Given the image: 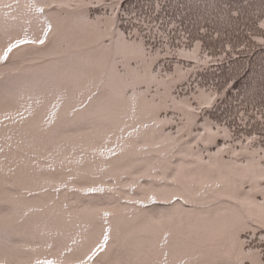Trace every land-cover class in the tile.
Instances as JSON below:
<instances>
[{"label":"trees","instance_id":"16d2710c","mask_svg":"<svg viewBox=\"0 0 264 264\" xmlns=\"http://www.w3.org/2000/svg\"><path fill=\"white\" fill-rule=\"evenodd\" d=\"M61 2L69 6L36 19L25 0H0V50L9 37H41L44 18L52 24L43 45L22 44L0 61V137H12L11 149L0 140V254L10 264L59 253L65 264H132L138 256L136 264H152L160 255L144 256L164 251L166 232L170 259L172 239L185 248L196 221L210 223L219 212L237 224L235 238L224 237L227 248L204 259L252 264L242 253L264 248V233L245 230L251 222H242L236 202L264 200V182L245 180L246 170L236 166L264 156V45L245 35L248 14L264 9V0H123L114 29L98 19L111 13L108 0L107 9L102 0H48ZM133 25L132 39L170 34L168 48L157 40L146 56L127 54L120 34ZM181 34L188 39L177 45ZM198 38L197 56L203 61L206 53L207 63L166 55L189 51ZM202 91L216 96L210 108L194 98ZM181 166L190 176L214 179L223 170L234 179L206 203H165L184 194L167 182L168 169ZM90 187L104 191H82ZM153 192L156 203H135ZM145 218L158 230L146 228ZM105 231L103 251L87 258Z\"/></svg>","mask_w":264,"mask_h":264},{"label":"snow or ice","instance_id":"6c2138e0","mask_svg":"<svg viewBox=\"0 0 264 264\" xmlns=\"http://www.w3.org/2000/svg\"><path fill=\"white\" fill-rule=\"evenodd\" d=\"M17 6H19L20 0H16ZM108 3L111 4V13H105V15L99 17L100 20H107L108 23L111 24V27L114 29L116 28L115 24V17L116 14L119 11V8L123 4V0H120V3H117L116 0H108ZM108 3H104L103 0L100 3V7H103L107 9ZM69 5L67 3H48V0H25L24 7L26 9V13L34 16L36 19H41L44 17V14L47 10L53 9L56 7H68ZM10 7V5H9ZM233 15L239 16L240 12L237 10ZM15 18V17H13ZM137 23H140V21H137ZM246 25L250 27L251 30L247 31L245 33L246 36H248L253 41H256L257 43L264 45V9H261L258 12H252L248 14V17L245 21ZM43 24L45 25L42 29V36L36 39H13L12 37H9L8 42L5 46H3L2 50H0V61H6L9 59V54L13 52V50L19 49L20 45L22 44H40L43 45L45 43V39L48 37L49 32L52 29V24L48 23L47 18L43 19ZM145 27L149 28V30L152 29L151 25H145ZM202 32L206 33V29H201ZM25 33H27V29H25ZM256 33H259L257 35ZM136 34V28L135 25H133L129 30H126V34H120L122 37V42L127 50V54L131 55L134 58H139L140 56H146L150 51L155 49V43H152V41H157L160 43L162 48H168V44L170 42V34H166L164 32L157 33L156 36H152L150 40H146L141 38L139 35L136 36V39H132V36ZM218 38V34H217ZM105 39H108V37H105ZM187 37L185 35H180V38L175 41L177 45L181 44L182 42L187 41ZM202 41L198 38L194 41L191 49L189 51H186L184 48L177 47L175 52H172L171 49L166 53L180 56L187 58L189 60H197L200 63H207L211 58L207 57V54L205 53L206 59L203 61L199 60V57L197 56V53L201 50ZM157 52L159 50H156ZM165 79H168V77H165ZM198 99L199 108H210L212 106V102L216 99V96L208 91H202L198 97H194ZM183 107H187V104H184ZM133 112L135 111V108L133 107ZM189 112H196L198 111L197 108H189ZM19 115V114H18ZM51 116V114H50ZM22 118V117H21ZM5 120L10 119L9 116L4 117ZM46 123H51V119H47ZM145 128H147V125H144ZM219 131V129H218ZM203 135V133L201 134ZM215 135V133H213ZM225 135H228L227 131H225ZM6 139L8 143L9 149H11V140L12 137L8 136L6 138L0 137V140ZM252 139H255L254 137ZM157 148L160 147V145H156ZM110 154L112 153L111 149H108ZM4 152V146L0 144V153ZM103 154V153H101ZM233 155H239L238 153H234ZM195 159H199V157H196ZM204 164H208V161H202ZM211 167H214V165H210ZM190 168H195L196 165H190ZM237 168L245 169L244 179H259V181L264 182V156L260 157L259 161L256 160H249L245 163H242L240 165L236 166ZM257 170L259 172V175L257 176ZM3 171L2 162H0V172ZM13 169L9 168V172H12ZM168 175H171V179L168 180V184L173 186H178L183 189L184 194H171L170 200H165V203H172V202H180L182 201L183 204H190L197 202V199H199L202 202H207V198L217 193L220 189L230 186L232 184V181L234 179L233 175L231 173H226L223 170L219 172V174L215 175L214 179H209L207 175H205L203 172L199 176H190L187 174V169L183 166L181 167H173L168 169L167 172ZM152 177H150L151 179ZM156 179H159L161 181H164L165 177H156ZM82 191H86L89 193L94 192H103L104 189L100 187H90L87 189H83ZM158 192H153L152 194L148 195L146 197V200H138L135 201V203L143 204H153L157 202L158 199ZM187 196V198H186ZM228 199H231V197H228ZM241 208L244 210V219L243 223L245 225H248L249 222H251L250 226L246 228L245 230L250 231L252 236H256L257 232L264 233V200L261 201H255V200H243V201H237ZM27 215V213H25ZM109 215L108 212L104 213V216L107 217ZM224 216V213H217L216 217L213 218L212 221H210L212 228L214 230V235L218 237H229L234 239L235 233L237 229V224L230 223L229 221L222 219ZM168 236L169 233L164 234V239L161 242V249H163L167 243H168ZM109 240L108 232L105 231L103 235V240L96 245V248L100 251H103L104 245L107 244ZM259 240L262 245H264V234L259 236ZM215 243V241H213ZM243 243V242H241ZM49 248H51V245H48ZM235 248V245L233 246ZM210 250H217L215 248ZM67 251H71L68 249ZM95 250L93 251V255H95ZM243 256L246 259H251L252 264H264V248L260 249H249L247 252L242 253ZM260 257V259H255V257ZM169 252L167 250H164L160 253V257L155 259L152 264H169ZM91 257H89L90 259ZM0 264H10V261H8L2 254H0ZM31 264H65L64 261V253H59V255L55 256L54 258H43V259H35L31 262ZM80 264H84V261H81ZM179 264H189V261L187 259L181 260Z\"/></svg>","mask_w":264,"mask_h":264},{"label":"rangeland","instance_id":"374dc122","mask_svg":"<svg viewBox=\"0 0 264 264\" xmlns=\"http://www.w3.org/2000/svg\"><path fill=\"white\" fill-rule=\"evenodd\" d=\"M148 219H143V222L145 223V227L149 228L150 230L155 228V231L158 230L159 225L154 223H149L147 221ZM206 219L200 218L196 222V229H193L192 232V241L188 242V245L184 248V246H179V243L176 242L175 239H172L171 242H169V246L171 247V252L173 253L171 258L169 260V264H176L178 263L183 257L187 256V259L192 264H208L204 258L208 257V254L210 249H225L227 248L228 244L224 241V237H218L214 234H210L211 230H213L211 223H207ZM154 231V232H155ZM209 234V235H208ZM226 237V236H225ZM215 241V243H213ZM167 247H164L163 250H166ZM230 248V247H229ZM95 252L98 250L97 248L94 249ZM93 250V251H94ZM136 250V249H135ZM155 250V248H152L149 252H146L144 257L151 256L154 257L159 256V253H152ZM137 251V250H136ZM191 252V254H190ZM93 252H91L87 258L92 257ZM196 257L199 259L197 261L203 260L202 263H198L196 261ZM143 256H141V259ZM140 259V256H138L135 260H133L132 264H136V262ZM215 259V258H214ZM213 261H217L216 259ZM197 262V263H196Z\"/></svg>","mask_w":264,"mask_h":264}]
</instances>
